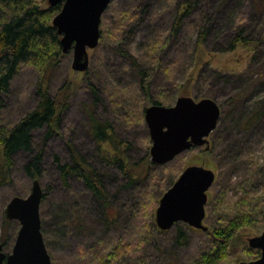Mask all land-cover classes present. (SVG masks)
<instances>
[{
    "label": "rangeland",
    "instance_id": "rangeland-1",
    "mask_svg": "<svg viewBox=\"0 0 264 264\" xmlns=\"http://www.w3.org/2000/svg\"><path fill=\"white\" fill-rule=\"evenodd\" d=\"M40 7L54 8L47 0ZM240 28L258 44L229 51ZM205 30L208 34L197 47L198 35ZM100 32L97 47L87 50L85 72L72 70L71 51L62 54L53 71L27 63L2 97L0 126L7 129L37 107L39 89L58 103L51 134L45 128L32 131V150L13 157L0 187L3 252L11 253L19 229L17 221L5 218L4 209L11 198L27 197L36 179L43 192L41 233L52 264L110 261L119 241L125 248L123 259L113 264H193L206 248L205 232L177 223L189 231L187 243L181 245L175 226L158 229L155 211L186 167L202 166L215 173L208 202L227 189L226 203L220 201L211 219L204 221L209 228L217 214H232L241 193L229 190V185L244 177L249 159L264 164V121L256 130L244 126L251 112L264 108V9L260 13L252 0H111L101 16ZM179 97L213 100L220 109L217 129L207 138V148L193 147L167 164H153L145 110L157 100L160 106L171 107ZM90 113L112 127L135 171L150 163L143 178L129 181L118 164L102 160L109 148L99 147L92 138ZM236 143L244 145L239 156L233 148ZM36 155L41 156L42 174L31 178L24 166ZM75 161L100 175L108 192L109 223L100 214L101 202L81 179L71 177L64 184L59 178L57 164ZM260 180L264 186V178ZM263 229L248 227L237 233L228 256L217 264L253 261L249 251L256 250L249 248L248 239Z\"/></svg>",
    "mask_w": 264,
    "mask_h": 264
},
{
    "label": "trees",
    "instance_id": "trees-1",
    "mask_svg": "<svg viewBox=\"0 0 264 264\" xmlns=\"http://www.w3.org/2000/svg\"><path fill=\"white\" fill-rule=\"evenodd\" d=\"M256 9L261 13L264 9V0H252ZM44 0H0V107L3 104L2 97L8 91L10 83L18 75L22 65L33 63L38 68L53 71L56 61L63 57L60 36L50 24L51 18L60 10V5L43 10L40 7ZM125 16L121 17L124 20ZM128 15V21H132ZM125 21V20H124ZM177 31V28L174 29ZM243 29H239L228 47L233 51L239 46L257 45L258 42L250 41L244 35ZM102 35V33L100 32ZM207 30L199 33L197 47L201 46V37L207 36ZM201 35V36H200ZM146 78V77H145ZM146 81L145 79L143 80ZM146 81L142 88H146ZM40 99L37 107L20 118L18 123L11 129L0 126V187L6 182L12 167L13 157L19 152H30L32 150V131L45 128L47 135L51 134L53 124L57 118L58 103L49 94L39 89ZM156 105L160 100L155 101ZM90 134L92 138L103 147L107 144L108 150L104 149L102 160L108 164H118V170L124 177L133 181V178H143L149 162H144L142 168L135 171L129 159L125 156L124 144H119L112 133V127L104 121H98L90 113ZM264 121V108L250 113L244 126L246 130L257 126ZM217 129V128H216ZM216 129L211 133L213 134ZM236 155L243 151L244 145L234 144ZM112 154V155H111ZM235 155V157H236ZM230 157H234L229 155ZM243 171L244 177L235 184L229 185L233 192L241 193L234 203L235 208L231 215L223 211L217 214V221L210 223V227L203 235L206 238V248L193 261V264H217L225 260L230 249L231 239L241 230L252 227L260 230L264 226V186L260 183L264 178V164H259L253 159ZM82 164V165H81ZM27 176L35 178L42 174L41 156L36 155L25 166ZM57 172L59 178L65 184L69 178L81 179L85 188L91 195L101 202L100 214L108 223L109 207L108 192L103 185L101 177L90 166L75 161L73 164L58 163ZM225 188L206 205V219L213 216L214 210L219 203L225 202ZM221 201V202H220ZM112 217V215H111ZM262 218V219H261ZM260 219V221H259ZM177 241L185 245L188 241V230L175 225ZM5 244L3 243V246ZM125 248L121 241L112 249L108 256L110 261L100 260L98 264H113L123 259ZM254 260L259 258V251H249Z\"/></svg>",
    "mask_w": 264,
    "mask_h": 264
},
{
    "label": "water",
    "instance_id": "water-1",
    "mask_svg": "<svg viewBox=\"0 0 264 264\" xmlns=\"http://www.w3.org/2000/svg\"><path fill=\"white\" fill-rule=\"evenodd\" d=\"M50 7L61 5L52 26L60 36L62 53L72 52V70L85 72L87 50L97 47L101 16L111 0H47ZM220 117L218 105L211 99L198 102L179 97L171 107L152 105L146 108L144 121L152 142L149 154L153 164L164 165L193 147H208V137ZM215 181V173L202 166L186 167L172 186L162 195L155 211L159 230L168 231L177 223L206 232L204 226L207 192ZM43 192L33 180L27 197L15 196L5 207L7 220L17 221L11 253L3 252L0 243V264H52L41 233L39 207ZM251 249L260 257L240 264H264V229L248 239Z\"/></svg>",
    "mask_w": 264,
    "mask_h": 264
},
{
    "label": "flooded vegetation",
    "instance_id": "flooded-vegetation-1",
    "mask_svg": "<svg viewBox=\"0 0 264 264\" xmlns=\"http://www.w3.org/2000/svg\"><path fill=\"white\" fill-rule=\"evenodd\" d=\"M208 204V203H207ZM206 220V216H205V219H204V221ZM175 226V225H174ZM185 226H186V228L188 229V230H191V229H193V228H190L187 224H185ZM196 230V229H195ZM2 244V243H1ZM4 248V247H3Z\"/></svg>",
    "mask_w": 264,
    "mask_h": 264
}]
</instances>
